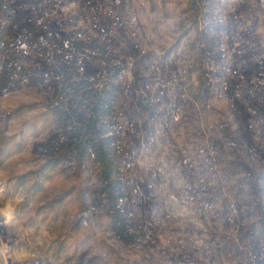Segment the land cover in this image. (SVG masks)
<instances>
[{"label":"rangeland","instance_id":"rangeland-1","mask_svg":"<svg viewBox=\"0 0 264 264\" xmlns=\"http://www.w3.org/2000/svg\"><path fill=\"white\" fill-rule=\"evenodd\" d=\"M0 264H264V0H0Z\"/></svg>","mask_w":264,"mask_h":264},{"label":"trees","instance_id":"trees-1","mask_svg":"<svg viewBox=\"0 0 264 264\" xmlns=\"http://www.w3.org/2000/svg\"><path fill=\"white\" fill-rule=\"evenodd\" d=\"M103 163V162H102Z\"/></svg>","mask_w":264,"mask_h":264}]
</instances>
